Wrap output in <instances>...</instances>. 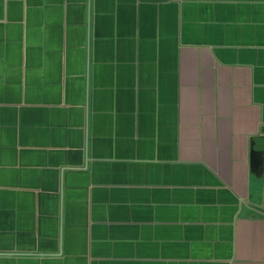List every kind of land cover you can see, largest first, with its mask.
<instances>
[{"label": "crops", "instance_id": "0c3cea01", "mask_svg": "<svg viewBox=\"0 0 264 264\" xmlns=\"http://www.w3.org/2000/svg\"><path fill=\"white\" fill-rule=\"evenodd\" d=\"M264 0H0V264H264Z\"/></svg>", "mask_w": 264, "mask_h": 264}, {"label": "water", "instance_id": "95a60500", "mask_svg": "<svg viewBox=\"0 0 264 264\" xmlns=\"http://www.w3.org/2000/svg\"><path fill=\"white\" fill-rule=\"evenodd\" d=\"M259 209L262 210V211L264 212V207H263V208H260V207H259Z\"/></svg>", "mask_w": 264, "mask_h": 264}]
</instances>
